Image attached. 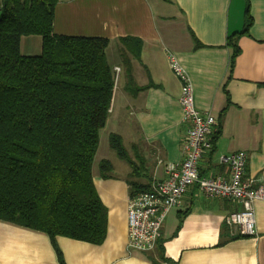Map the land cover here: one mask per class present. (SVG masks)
Wrapping results in <instances>:
<instances>
[{"label": "crops", "instance_id": "0c3cea01", "mask_svg": "<svg viewBox=\"0 0 264 264\" xmlns=\"http://www.w3.org/2000/svg\"><path fill=\"white\" fill-rule=\"evenodd\" d=\"M247 11L252 22L242 33ZM54 31L109 38L108 62L115 74V67L121 70L107 121L113 130L101 156L109 153L112 132L124 143L115 127L131 121L137 133L136 139L127 138L132 164L117 155L104 176L100 163L110 158L106 155L93 167L108 213L102 243L59 235L56 247L46 232L0 219V264H61L58 248L65 264H264V200L254 203L257 234L232 235L226 218L241 205L207 197L197 185L165 218L155 249L128 247L131 183L151 187L167 177L168 163L185 157L189 126L170 53L189 74L197 107L217 118L214 146L200 160V173L229 177L222 156L244 150L246 177L264 183V0H60ZM231 34L240 48L233 67ZM124 38L142 41L139 56L135 43ZM21 52L40 54L42 37L23 36Z\"/></svg>", "mask_w": 264, "mask_h": 264}, {"label": "trees", "instance_id": "16d2710c", "mask_svg": "<svg viewBox=\"0 0 264 264\" xmlns=\"http://www.w3.org/2000/svg\"><path fill=\"white\" fill-rule=\"evenodd\" d=\"M60 0H0V219L46 232L102 243L107 207L93 180L101 130L115 90L107 58L110 40L54 31ZM247 11L244 29L251 25ZM42 37V52L25 55L21 39ZM135 43L140 55L142 41ZM231 67L240 52L234 35ZM117 155L132 164L119 133L109 136ZM108 176L113 168L103 159ZM150 187L131 183V197ZM61 264H65L58 248Z\"/></svg>", "mask_w": 264, "mask_h": 264}, {"label": "built area", "instance_id": "2783aa9c", "mask_svg": "<svg viewBox=\"0 0 264 264\" xmlns=\"http://www.w3.org/2000/svg\"><path fill=\"white\" fill-rule=\"evenodd\" d=\"M169 60L181 80L183 122L189 126L184 139L185 157L180 163L167 164L166 178L155 181L150 189L130 197L128 247L138 251L155 249L165 218L181 204L192 185H197L199 192L207 197L238 202L241 207L231 211L226 218L229 230L232 235L254 236L257 234L254 203L264 200V183L254 177H246L248 153L244 150L222 156V162L229 166V177L200 173V160L214 146L217 118L211 112H204L197 107L189 74L173 53L169 54ZM115 69L117 81L121 67Z\"/></svg>", "mask_w": 264, "mask_h": 264}, {"label": "rangeland", "instance_id": "374dc122", "mask_svg": "<svg viewBox=\"0 0 264 264\" xmlns=\"http://www.w3.org/2000/svg\"><path fill=\"white\" fill-rule=\"evenodd\" d=\"M130 123H131V126H130ZM111 127H112L111 123H108L106 125L105 129L102 130V143L100 144L99 152L95 157V161H94V165H93V167L95 169L98 167V165L101 161V158H104V156L107 155V153H106V154H104L103 157L101 156L102 153H105L104 145H105V142L108 143V135H109L110 131L113 130V129H111ZM125 127H127V128L125 129ZM116 130H117V132L123 133V136L125 138L124 145L126 148L129 149L130 145H129V141L127 138L136 139V135H137V133H135L136 131H135V127H134L133 122L128 121L127 124H125V123L119 124V127H118V125L115 127V131ZM108 149H109V153L107 156H110V158L108 157V159L116 160V157H117L116 151L110 147Z\"/></svg>", "mask_w": 264, "mask_h": 264}]
</instances>
